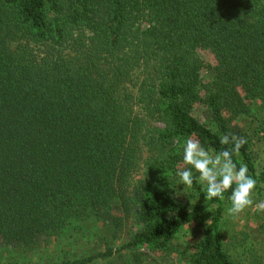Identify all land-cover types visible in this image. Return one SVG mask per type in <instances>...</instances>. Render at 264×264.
<instances>
[{
    "label": "trees",
    "instance_id": "16d2710c",
    "mask_svg": "<svg viewBox=\"0 0 264 264\" xmlns=\"http://www.w3.org/2000/svg\"><path fill=\"white\" fill-rule=\"evenodd\" d=\"M244 121L264 131V0H0V264H30L69 223L98 217L136 228L118 247L33 264L125 252L135 264L143 248L238 264L220 230L231 192L207 200L194 182L190 204L172 184L186 139L215 153L230 134L247 140L237 167L264 185Z\"/></svg>",
    "mask_w": 264,
    "mask_h": 264
},
{
    "label": "rangeland",
    "instance_id": "374dc122",
    "mask_svg": "<svg viewBox=\"0 0 264 264\" xmlns=\"http://www.w3.org/2000/svg\"><path fill=\"white\" fill-rule=\"evenodd\" d=\"M258 122L247 124L244 121L237 131H242L245 136L252 135L253 140L250 143L251 157L254 167L257 171L264 168V131L253 135L258 128ZM241 133L240 135L243 136ZM244 137V136H243ZM183 146V145H182ZM210 151V150H209ZM212 152V151H210ZM183 148H181V154ZM148 154H145V162ZM182 164V158L177 168ZM145 165V164H144ZM177 170V169H176ZM145 176V166L135 175L132 182V190H138L142 186L141 180ZM205 193V187L197 183ZM172 187L176 189L188 203L194 199L192 188H184L179 184V177L175 174ZM264 202V185L255 188L254 204L246 209L238 217H231L227 214V208L231 206V201L224 203V212L221 218L220 230L224 236V247L229 254L238 261V264H253L255 260L264 255V212L255 210V204ZM211 211L204 214V220H207ZM197 223L184 226L176 234V241L182 245L191 239L194 228ZM113 225L107 222L103 217L86 218L85 220L71 222L67 225L63 237L55 238L51 242H46L41 247L29 254L25 259L30 264L43 261H59L62 259H72L83 257L91 253L102 251L107 247H118L127 241L136 228L135 220L132 218L125 223L120 229H113ZM142 252V260L135 264H182L174 255L167 257L164 254L154 253L146 248L139 249ZM7 256L0 257V263L9 262ZM132 253H124L122 257L108 259L97 264H132Z\"/></svg>",
    "mask_w": 264,
    "mask_h": 264
},
{
    "label": "clouds",
    "instance_id": "9594fccd",
    "mask_svg": "<svg viewBox=\"0 0 264 264\" xmlns=\"http://www.w3.org/2000/svg\"><path fill=\"white\" fill-rule=\"evenodd\" d=\"M219 143L232 147L214 153L202 147L198 139H186L182 146V164L175 174L184 188L190 189L194 182L203 185L207 200L222 201L224 193L230 191L231 206L227 208V214L235 218L253 206L257 181L249 175L247 164L241 163L237 167L233 160V154L238 155L247 143L246 138L224 134L219 137ZM255 210L264 212V202L256 203Z\"/></svg>",
    "mask_w": 264,
    "mask_h": 264
}]
</instances>
